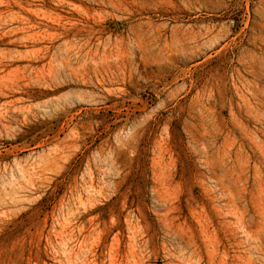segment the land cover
Returning a JSON list of instances; mask_svg holds the SVG:
<instances>
[{"label":"rangeland","instance_id":"rangeland-1","mask_svg":"<svg viewBox=\"0 0 264 264\" xmlns=\"http://www.w3.org/2000/svg\"><path fill=\"white\" fill-rule=\"evenodd\" d=\"M0 264H264V0H0Z\"/></svg>","mask_w":264,"mask_h":264},{"label":"bare ground","instance_id":"bare-ground-1","mask_svg":"<svg viewBox=\"0 0 264 264\" xmlns=\"http://www.w3.org/2000/svg\"><path fill=\"white\" fill-rule=\"evenodd\" d=\"M112 12V11H111ZM113 15V14H112ZM233 50V49H232ZM258 143V142H257ZM251 146V145H250ZM260 163V162H259ZM212 169H214V168H212ZM218 174V173H217ZM225 187V186H224ZM227 190V189H226Z\"/></svg>","mask_w":264,"mask_h":264}]
</instances>
